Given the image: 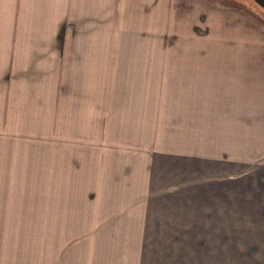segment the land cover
<instances>
[{"label": "crops", "instance_id": "crops-1", "mask_svg": "<svg viewBox=\"0 0 264 264\" xmlns=\"http://www.w3.org/2000/svg\"><path fill=\"white\" fill-rule=\"evenodd\" d=\"M220 9L0 0V264H27L28 217L56 221L39 264H264L239 262L264 235V44Z\"/></svg>", "mask_w": 264, "mask_h": 264}, {"label": "rangeland", "instance_id": "rangeland-1", "mask_svg": "<svg viewBox=\"0 0 264 264\" xmlns=\"http://www.w3.org/2000/svg\"><path fill=\"white\" fill-rule=\"evenodd\" d=\"M217 1L219 3L225 4V7L231 6L232 10L235 11L234 13V12H229L228 10L221 11L220 9L219 15H223V17L218 15V18L221 20L219 21L221 28H224L225 26V31L228 30L230 32L231 28L226 26L227 22L229 25H231V21L229 20L233 16L235 19L237 17L236 11H238V13L241 14V18H244V17L246 18L247 16L250 20L251 19L255 20L257 34L259 36L257 40L261 39V41H258L256 43V49L257 50L263 49L262 43L264 44V8L258 5L254 0H217ZM227 16H229L230 18H228ZM227 35H230V33H228ZM212 46H215V43ZM225 49H230L228 47V44H225ZM161 203L162 202L155 204L156 210H159L162 206L166 207L165 206L166 204L163 205ZM28 205L30 204H27V206ZM64 206L66 207V209H64L65 211L68 210L71 212L72 210L75 209L73 207L74 204H65ZM10 221L11 222L15 221L16 223L18 222V220H10ZM26 222H27L26 224L27 225V264H39L41 252L44 250L46 252L50 250L49 248L50 245L48 246V248L46 245H42L43 239L45 240V238L42 239V237L45 235L41 234L42 232L41 230H44L42 229L43 226H47V227L54 226L56 221L53 219L47 220V219H36V218L28 217L26 219ZM254 222L258 223V221H255V220L241 219L240 220V233L244 232V229L247 228L250 224H251L250 226H252ZM16 225L17 224H14L11 226L18 228V225L17 226ZM255 226H258L259 230L264 231V229L261 228L260 225L255 224ZM49 238L50 239L48 242H52V247L54 251H55L56 245L59 247L66 246L64 244L65 235H50ZM256 238H257L256 239L257 243L254 245L256 250L255 251L251 250L249 252H244V251L241 252V258L239 257V262H264V249H259L260 247H264V235H256ZM258 238H260L262 241L258 242ZM243 246H247L250 249L253 247V245L251 247L248 244L241 245V247ZM225 262H237V261L235 258H232L230 260H225Z\"/></svg>", "mask_w": 264, "mask_h": 264}, {"label": "water", "instance_id": "water-1", "mask_svg": "<svg viewBox=\"0 0 264 264\" xmlns=\"http://www.w3.org/2000/svg\"><path fill=\"white\" fill-rule=\"evenodd\" d=\"M258 5L264 8V0H254Z\"/></svg>", "mask_w": 264, "mask_h": 264}]
</instances>
